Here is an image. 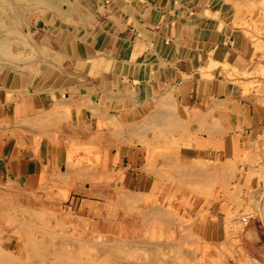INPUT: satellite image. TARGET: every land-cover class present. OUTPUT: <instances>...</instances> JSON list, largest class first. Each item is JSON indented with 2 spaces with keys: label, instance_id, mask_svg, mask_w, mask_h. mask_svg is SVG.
Masks as SVG:
<instances>
[{
  "label": "rangeland",
  "instance_id": "1",
  "mask_svg": "<svg viewBox=\"0 0 264 264\" xmlns=\"http://www.w3.org/2000/svg\"><path fill=\"white\" fill-rule=\"evenodd\" d=\"M87 4L0 0V76L48 61L44 32L89 21ZM231 32L249 63L223 65L220 77L219 64L208 68L219 94L246 101L226 134H198L182 107L152 101L139 108L143 119L132 107L130 123L116 113L93 134L67 133L61 151L39 150L44 135L25 123L9 135L23 151L34 139L49 164L31 183L0 167V264H264V0H239ZM144 78L147 87L137 80L116 92L159 101L186 91L154 70Z\"/></svg>",
  "mask_w": 264,
  "mask_h": 264
},
{
  "label": "crops",
  "instance_id": "2",
  "mask_svg": "<svg viewBox=\"0 0 264 264\" xmlns=\"http://www.w3.org/2000/svg\"><path fill=\"white\" fill-rule=\"evenodd\" d=\"M87 1L89 21L57 33L44 32V48L54 56L0 76V167L15 180L36 182L49 164L29 145L34 139L27 141L29 150L23 151L18 140L9 136L19 133L24 123L28 134L44 135L39 150L61 151L67 133L82 134L84 129L93 134L116 113L130 123V115L125 114L132 107L138 108L137 119H143L139 108L152 101L182 107L195 132L213 138L227 133L225 120L234 112L246 114V101L219 94L218 83L208 71L212 63L219 64L212 74L220 77L221 66L241 68L250 61L249 50L235 45L239 41L233 32L227 34L236 20L239 0ZM147 69L156 71L160 79L169 76L166 86L177 91L185 87L184 95H161L158 101L116 92L118 84L123 89L127 84L135 86L137 80L147 87ZM64 106L71 107V117L62 113ZM159 117L156 112L155 118ZM68 118L73 123L67 124ZM122 142L120 149L128 143ZM104 150H108L105 145Z\"/></svg>",
  "mask_w": 264,
  "mask_h": 264
},
{
  "label": "bare ground",
  "instance_id": "3",
  "mask_svg": "<svg viewBox=\"0 0 264 264\" xmlns=\"http://www.w3.org/2000/svg\"><path fill=\"white\" fill-rule=\"evenodd\" d=\"M53 264V263H52Z\"/></svg>",
  "mask_w": 264,
  "mask_h": 264
}]
</instances>
